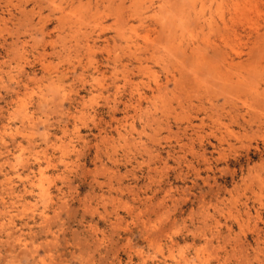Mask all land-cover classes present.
Returning a JSON list of instances; mask_svg holds the SVG:
<instances>
[{
  "label": "rangeland",
  "instance_id": "374dc122",
  "mask_svg": "<svg viewBox=\"0 0 264 264\" xmlns=\"http://www.w3.org/2000/svg\"><path fill=\"white\" fill-rule=\"evenodd\" d=\"M122 1L0 0V264H264V0Z\"/></svg>",
  "mask_w": 264,
  "mask_h": 264
},
{
  "label": "bare ground",
  "instance_id": "6f19581e",
  "mask_svg": "<svg viewBox=\"0 0 264 264\" xmlns=\"http://www.w3.org/2000/svg\"><path fill=\"white\" fill-rule=\"evenodd\" d=\"M115 1V0H114ZM122 1V0H121ZM124 1V0H123ZM122 1V2H123ZM126 1V0H125ZM136 1H138V0H136ZM135 0H129V2H130V4H132V5H135V2H136ZM148 1H150V0H148ZM189 2H191V1H193V0H188ZM201 1V0H200ZM212 1H214V2H216V0H212ZM222 1V0H221ZM45 2V1H44ZM43 2V3H44ZM109 2V1H108ZM111 2V1H110ZM203 2H204V0L202 1V4H203ZM220 2V1H219ZM86 3V2H85ZM115 3V2H114ZM139 3V1L138 2H136V5ZM166 3V2H165ZM221 3V2H220ZM47 4V3H46ZM216 4H218V3H216ZM39 5H41V1H40V4ZM51 5V4H50ZM161 5V4H160ZM191 4H189V6H190ZM200 7L201 6H203V5H201V2H200ZM208 5H209V3H208ZM54 6H56V5H53L52 6V8L54 7ZM59 6V5H58ZM118 6V5H117ZM129 6V5H128ZM40 7V6H39ZM108 7V6H107ZM106 7V8H107ZM134 7H136V6H134ZM152 7V6H151ZM157 7H158V5H157ZM191 7V6H190ZM189 7V8H190ZM221 7V6H220ZM37 8H38V6H37ZM57 8V7H56ZM130 8V7H129ZM165 8V7H164ZM192 8V7H191ZM39 9V8H38ZM41 9V8H40ZM55 9V8H54ZM57 9H59V8H57ZM119 9V8H118ZM121 9V8H120ZM123 9V8H122ZM161 9V8H160ZM135 10V9H134ZM122 11V10H121ZM120 11V12H121ZM116 12V11H115ZM135 12V11H134ZM193 12V11H192ZM202 12V11H201ZM229 12V11H228ZM97 13V12H96ZM138 13V12H137ZM122 14V13H121ZM195 14V13H194ZM123 15V14H122ZM137 15V14H136ZM135 15V16H136ZM211 15V14H210ZM256 15H257V13H256ZM27 16V15H26ZM202 16H203V14H202ZM235 16V15H234ZM128 17V16H127ZM174 17V16H173ZM122 18V17H121ZM125 17H124V15H123V19H124ZM137 18H138V20L139 21H141L142 20V18H141V15H140V13L138 14V16H137ZM210 18H211V16H210ZM41 19H43V18H41ZM40 19V20H41ZM241 19H242V17H241ZM244 19V18H243ZM59 20V19H58ZM62 20V19H61ZM125 20V19H124ZM127 20H128V18H127ZM222 20V19H221ZM39 21V20H38ZM60 21V20H59ZM203 21V20H202ZM201 22V21H200ZM199 22V23H200ZM242 22V21H241ZM126 23V22H125ZM209 23H210V21H209ZM243 23V22H242ZM45 24L46 23H44V26H45ZM208 24V23H207ZM254 24V23H253ZM221 25H222V28H221V32H226L227 31V33H229L230 32V29H228L227 28V23L226 22H224V20L222 21V23H221ZM43 26V27H44ZM249 26V25H248ZM255 26V25H254ZM198 27H201V26H198ZM39 28H40V26H39ZM249 28V27H248ZM250 28H251V26H250ZM257 29V28H256ZM244 31L243 32H245V34H246V36H248V37H250L249 35H251V34H253V33H255V37H252L251 39V45H252V47H254V46H256L257 44H258V42H262V41H264L263 39V37H264V34L263 35H258V32H257V30H254L255 32H251L250 31V29H249V31H247V30H245V29H243ZM43 31V30H42ZM42 31H40V32H42ZM120 33V32H119ZM231 33H233V35L235 36V35H237V33H238V29L237 30H233V32H231ZM188 35H190V34H188ZM192 37V36H191ZM223 37V36H222ZM224 39V38H223ZM222 39V41H224ZM225 43V42H224ZM259 48V47H258ZM251 49V48H250ZM178 50V49H177ZM255 50H256V48H255ZM254 50V51H255ZM235 54H236V52H235ZM239 56V55H238ZM223 62V61H222ZM225 62V61H224ZM239 63V62H238ZM223 108V107H222ZM40 176H41V174H40ZM10 226V225H9Z\"/></svg>",
  "mask_w": 264,
  "mask_h": 264
}]
</instances>
